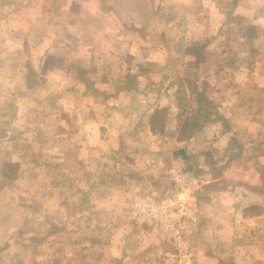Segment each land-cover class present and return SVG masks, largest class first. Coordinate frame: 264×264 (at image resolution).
I'll return each instance as SVG.
<instances>
[{"label": "crops", "instance_id": "0c3cea01", "mask_svg": "<svg viewBox=\"0 0 264 264\" xmlns=\"http://www.w3.org/2000/svg\"><path fill=\"white\" fill-rule=\"evenodd\" d=\"M155 20H177L179 51L206 39L237 54L222 88L228 121L211 123L220 139L198 147L210 124L190 132L179 114L167 175L165 157L147 159L152 173L134 159L152 134L135 105L150 96L123 85L142 61L107 57L142 50L133 22L151 34ZM134 132L141 148L130 154ZM203 151L221 174L188 195L178 188L183 212L177 162L208 174L185 163ZM167 220L185 225L175 243L187 257L172 253ZM0 264H264V0H0Z\"/></svg>", "mask_w": 264, "mask_h": 264}, {"label": "rangeland", "instance_id": "374dc122", "mask_svg": "<svg viewBox=\"0 0 264 264\" xmlns=\"http://www.w3.org/2000/svg\"><path fill=\"white\" fill-rule=\"evenodd\" d=\"M155 6H157V3H155ZM113 11L119 14L122 13L120 8L119 10L114 8ZM95 23L99 25V22ZM133 23L135 29L133 27L131 28L136 31H140L141 29L140 35L142 36L141 39L144 44V47L142 48L147 52L143 51V49L140 50L137 42H133L135 45L132 48L127 50L123 47L120 48L117 53L112 54L108 52L107 57L109 58L112 56L116 61L124 62V64L128 63L134 65L142 61L139 65L141 72L139 74L134 72L130 73V76L127 79V84L123 85V81H125V79L122 81H118L119 79H117L114 84H111V87L114 90L122 89L123 86L127 87L130 83L131 86L134 85L138 88H144V90H146L149 94L150 97L147 102L139 101L135 106L138 117H141L140 115H142V112L149 116L150 130L152 134H148L149 136L147 138L149 140L147 141L145 139L143 143L146 145L143 146L141 150H138V153H140L136 154L139 155L137 158L138 160H136L135 156L134 159L135 163H138V167L144 168V170H148L150 173L160 172L159 170L162 168V170H165L163 171V173H165L164 175H167V164L174 163L175 161V156L173 157L172 151H176L175 149H177V124L181 115L182 122H184V118H188L189 115L192 117V119L190 118L185 121L186 129L190 132L200 130L204 124H210L207 129V134H202L201 139L198 141V147L205 148L208 146V148H210L209 146L215 144L212 142H216L217 139H220L222 128L219 127L218 124L228 121L224 115L225 109H223L224 105L222 102L225 101L226 96L224 95L225 93L222 92V88L225 85V79L229 77V66L232 62H234L233 60H237V54L229 52L227 54L211 52L212 49L208 45L212 40L207 43L206 39H203V42L201 41L199 43H195L193 41V43L186 46L187 48L183 51L177 50V46L181 47V42H183L181 39H177V20L152 21L150 23V28H153V26L155 28H153L154 30L150 32L151 34L154 33L156 35H151L146 30V26L141 27L138 22ZM156 27L159 29L158 31ZM136 39L137 37L130 38L131 42ZM107 44L108 43H106V46ZM60 55L63 56L61 53ZM88 56L90 59L93 57L91 54H88ZM103 57L104 59H108L106 54ZM100 61L101 62L97 64V69L103 67V62L102 60ZM133 67L137 68V66ZM87 70L89 71V68ZM137 70L139 71V68ZM90 74L91 76L94 75L92 72H90ZM96 74L98 78H100L102 71L99 70ZM153 108L154 110H152ZM146 110H150L151 113L148 114V112H145ZM186 115L187 117H185ZM144 121L146 120L144 119ZM216 121L219 128L217 130L211 126V123H215ZM231 122L234 121L231 119ZM188 134L189 133L187 132H183L180 135L185 136ZM140 135L141 133H128V136L125 137L126 140H123L125 143L124 145H126L128 150H133L132 147L141 148L140 144L142 140H138ZM143 135H145V132ZM144 137H146V135ZM232 141L235 142L236 140L233 139ZM127 149L125 148V151H127ZM121 151L122 152L118 155L119 157H122L125 152L123 149H121ZM128 153L134 154V150L128 151ZM158 155L166 158L164 167L160 165L161 167L158 168L159 170H156L157 164L155 163L153 169L150 170L151 166L147 163V159L151 162H153V160L157 161ZM105 157L108 156L106 155ZM210 157L211 155H206L205 151H203L190 156L187 160H185L187 165L195 164V166L199 165V168L208 167V174L201 171L197 175L198 179H200L199 176L201 177L200 183L205 175H209V173L217 176L221 174V171L215 169V166L212 164L209 166L206 165L207 160L208 162L211 160ZM237 157L238 155L235 156V159ZM236 161H238V158ZM146 165L149 166L146 167ZM176 167L184 168L185 166L184 164L177 162ZM141 168L139 169L141 170ZM236 171L238 170L236 169ZM177 185L178 194L180 193L178 192V182ZM192 218V216H188L187 219L183 218L181 222L189 224ZM189 231L191 232L190 226ZM189 231L187 227L181 237H189V234L191 235ZM163 233L165 234V238L171 241L173 248L175 249L173 250V248H171L172 253H175V251L177 253L178 249V254L179 252L181 253L180 257H187L185 253L188 249L184 245H179L178 243L176 244L175 241L177 240L174 235L165 233L164 231ZM184 261L190 262L186 259H184Z\"/></svg>", "mask_w": 264, "mask_h": 264}, {"label": "built area", "instance_id": "2783aa9c", "mask_svg": "<svg viewBox=\"0 0 264 264\" xmlns=\"http://www.w3.org/2000/svg\"><path fill=\"white\" fill-rule=\"evenodd\" d=\"M176 177H177V182L179 184V190L180 192H185L187 195L191 194L192 192H194L200 185V179H198L197 176L191 174L189 171H185L182 170V168H178L177 171H175ZM177 198L182 199L180 203H182V206L184 204V199L181 196V194L179 193V195L177 196ZM186 198V197H185ZM183 212H188L187 208H185V206H183ZM167 223V227L170 228L173 232L172 235H178V233L185 227L184 224H179L177 221L176 222H171V221H166ZM180 226L181 230H179V228L177 227ZM178 231V232H177Z\"/></svg>", "mask_w": 264, "mask_h": 264}, {"label": "trees", "instance_id": "16d2710c", "mask_svg": "<svg viewBox=\"0 0 264 264\" xmlns=\"http://www.w3.org/2000/svg\"><path fill=\"white\" fill-rule=\"evenodd\" d=\"M186 124V123H185Z\"/></svg>", "mask_w": 264, "mask_h": 264}]
</instances>
